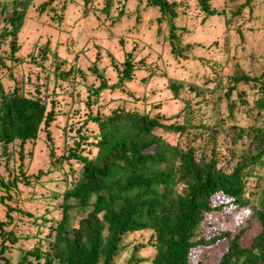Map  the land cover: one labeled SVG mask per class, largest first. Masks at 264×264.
Masks as SVG:
<instances>
[{"label":"rangeland","instance_id":"374dc122","mask_svg":"<svg viewBox=\"0 0 264 264\" xmlns=\"http://www.w3.org/2000/svg\"><path fill=\"white\" fill-rule=\"evenodd\" d=\"M17 1L0 0V4L9 10ZM43 1L21 0L24 5L16 34V60L9 56V37L3 35L8 26L0 14L3 90L17 87L24 96L43 98L47 109L52 102L55 111L49 139L40 127L36 139L27 141L21 150L17 141L5 150L0 147V238L1 230H11L17 237L14 243L5 241L3 255L11 264L23 252L36 246L43 249L52 240L53 231L47 235L50 228L41 219L52 218L51 227L60 218L62 193L79 172L77 162L62 156L75 142L80 143L77 151L81 155L92 157L96 153L99 131L89 115L104 117L115 108L157 114L165 123L183 124L190 131V125L198 120H215L219 129L212 138L178 132L160 135L180 148L192 145L196 152L201 149L208 154L213 147L219 163L227 169L248 147L251 127L264 126V110L256 114V108L251 107L257 94L248 84H236L228 96L224 95L234 72L256 76L264 68V0H250L248 5L244 0H208L221 12L211 16L199 10L197 0H167L176 4L172 22L178 54L170 51L168 16L146 0H54L56 19L50 18L48 7L41 14L37 12V5ZM130 50L135 66L131 79L119 81L117 70ZM92 63L107 87L98 88V77L88 71ZM56 64L63 71L70 68V76L56 78ZM171 83L180 84L176 92L170 89ZM239 96L250 108L233 107L230 115L227 104L238 103ZM230 125L242 130L237 143L230 141ZM260 173L264 177V167ZM252 201L256 205V195ZM220 202L223 208L219 212L203 215L198 232L209 236L228 231L233 235L243 228L240 243L248 246L258 231L249 208L233 206L220 194L212 197L213 204ZM3 203L13 208L9 218ZM80 214L71 210V223ZM149 236V230L127 234L114 264H128L132 255L141 258L136 264H150L154 248L148 243ZM225 246L226 241H222L199 251L196 258L202 264H215Z\"/></svg>","mask_w":264,"mask_h":264},{"label":"trees","instance_id":"16d2710c","mask_svg":"<svg viewBox=\"0 0 264 264\" xmlns=\"http://www.w3.org/2000/svg\"><path fill=\"white\" fill-rule=\"evenodd\" d=\"M53 2H40L37 12L41 14L48 7L52 12L50 18L56 19ZM146 2L168 16L170 51L178 54L173 44L175 2ZM244 3L248 5L250 0H244ZM197 4L205 15L221 13L211 7L208 0H197ZM23 5L18 0L7 10L0 4L2 20L8 26L3 35L9 37L8 53L12 60L17 59L13 55L19 49L16 34L23 17ZM130 57L131 50L125 53L122 68L117 70L119 81L131 79L135 66ZM88 71L98 77V88L107 87L94 63ZM70 74V68L63 71L59 64L55 65L56 78L66 79ZM230 82L225 96L236 84H248L257 94L251 107L256 108V114L260 109L264 110V68L256 76L236 71ZM179 87L180 84H170L174 92ZM238 106L250 108L239 96L238 103L227 104L229 114ZM54 115L52 102L47 109L43 98L24 96L17 87L4 91L0 83V147L3 150L14 141L21 150L27 141L36 139L40 127L49 139V126ZM89 119L99 131V138L94 143L96 153L92 157L81 155L77 151L80 143L75 142L66 156H62L77 162L79 172L62 193L60 218L51 227L52 218L41 219L50 228L47 235L53 231L52 240L43 249L36 246L23 252L14 264H114L123 250L125 236L141 230L150 231L148 243L154 248L150 264H202L196 258L199 251L211 249L222 241H226V246L219 252L215 264H264V177L260 173V168L264 167V126L251 127L248 147L227 169L219 163L213 147L208 154L201 149L196 152L192 145L180 148L167 143L160 135V132H178L212 138L219 129L215 120H198L190 125V131L183 124L165 123L163 116L157 114L118 108L104 117L89 115ZM227 130L230 141L237 143L242 130L235 129L234 125L228 126ZM49 155H53L52 148ZM216 194L233 206L249 208L258 231L248 246L240 243L243 228L233 235L228 231L209 236L198 232L205 213L219 212L223 208V202L212 203ZM253 195L257 196L256 205L252 201ZM3 204L9 218L13 208ZM71 210L81 213L74 223L70 221ZM22 213L30 215L29 212ZM1 231L0 264H11L3 255L7 247L5 241L14 243L17 237L11 230ZM139 260L141 258L132 255L127 263L136 264Z\"/></svg>","mask_w":264,"mask_h":264}]
</instances>
